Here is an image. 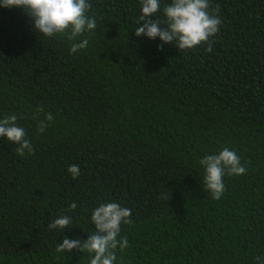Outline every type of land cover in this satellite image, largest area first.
<instances>
[{"label": "trees", "instance_id": "trees-1", "mask_svg": "<svg viewBox=\"0 0 264 264\" xmlns=\"http://www.w3.org/2000/svg\"><path fill=\"white\" fill-rule=\"evenodd\" d=\"M209 2L211 51L137 37L139 0H90L97 27L76 41L0 8V119L34 149L0 137V264H89L56 247L87 240L101 202L131 209L117 264H264V0ZM225 147L246 172L213 199L199 161ZM62 215L72 228L50 230Z\"/></svg>", "mask_w": 264, "mask_h": 264}, {"label": "clouds", "instance_id": "clouds-1", "mask_svg": "<svg viewBox=\"0 0 264 264\" xmlns=\"http://www.w3.org/2000/svg\"><path fill=\"white\" fill-rule=\"evenodd\" d=\"M139 26L135 28L137 37L144 36L150 40L159 39L163 44H173L179 50H191L201 44H207L211 51V40L219 32L221 20L218 15L209 11V0H139ZM163 4V6H162ZM92 5L90 0H0V8L22 9L32 20V28L42 37L65 36L69 41H76L85 33L96 29L94 16L89 14ZM160 13L163 20L157 16ZM150 17L156 19L150 21ZM88 40L81 38L71 43L70 53L86 49ZM51 119V117H48ZM41 123L40 131L44 130ZM0 137L18 145L16 151L23 156L25 151L31 154L34 149L25 138V130L17 123L15 114L0 119ZM199 164L203 169L202 183L211 193L213 199H220L225 191V175L240 176L246 172L240 157L234 150L225 147L216 154L206 155ZM67 172L73 179L80 175L78 165L71 164ZM75 209V202L69 205ZM131 209L118 202H101L92 209L90 221L94 231L88 234L87 240L64 237L57 244L58 253L78 249L81 253L90 254L89 264H117L115 250H123L128 240L120 237L121 225L130 223ZM72 219L67 215L58 216L49 224L50 230L71 229Z\"/></svg>", "mask_w": 264, "mask_h": 264}]
</instances>
